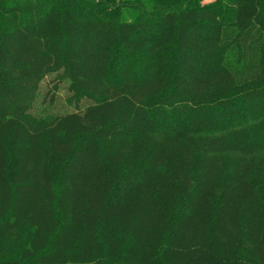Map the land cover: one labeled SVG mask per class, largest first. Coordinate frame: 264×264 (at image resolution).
<instances>
[{
  "label": "trees",
  "instance_id": "16d2710c",
  "mask_svg": "<svg viewBox=\"0 0 264 264\" xmlns=\"http://www.w3.org/2000/svg\"><path fill=\"white\" fill-rule=\"evenodd\" d=\"M0 264H264V0H0Z\"/></svg>",
  "mask_w": 264,
  "mask_h": 264
},
{
  "label": "rangeland",
  "instance_id": "374dc122",
  "mask_svg": "<svg viewBox=\"0 0 264 264\" xmlns=\"http://www.w3.org/2000/svg\"><path fill=\"white\" fill-rule=\"evenodd\" d=\"M55 83V80L53 78V75L46 76L41 82H40V90H39V96L38 101H41V99L46 95L48 98V93L52 91V85ZM58 88L55 91V94L53 96V101L49 102L46 98V101H44V104H41L39 109H43L46 107L47 109L54 110V111H62V110H69L72 109V106L68 104L65 99L68 95L64 86L62 84H57ZM48 92V93H47Z\"/></svg>",
  "mask_w": 264,
  "mask_h": 264
}]
</instances>
